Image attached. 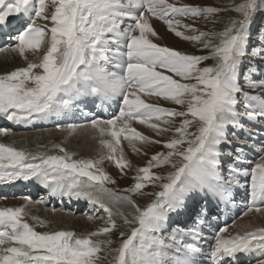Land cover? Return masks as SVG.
<instances>
[{"label":"snow or ice","instance_id":"obj_1","mask_svg":"<svg viewBox=\"0 0 264 264\" xmlns=\"http://www.w3.org/2000/svg\"><path fill=\"white\" fill-rule=\"evenodd\" d=\"M233 10L240 17L230 19L223 31L205 32L176 17L208 18L226 9L169 0H0V30L10 27V20H23L13 42L0 46V52H16L27 61L24 67L0 74V117L29 125L66 116L84 103L82 98H90L94 108L118 106V114L109 119L88 120L102 137L110 136L100 141L107 154L96 160L74 158L75 153L60 145H53L58 154H48L0 142V184L35 181L51 197L84 200L108 217L104 227L83 236L37 231L25 219L33 203L25 196L22 206L0 207V264H98L102 246L112 241L94 237L118 228L105 200L112 193L106 183L115 181L101 167L103 161L112 160L123 172L131 164L120 147L122 138L134 151H139L138 142L161 143L133 128L132 121L159 133L174 128L177 135L165 142L166 153L157 152L137 170L136 183L126 189L136 193L148 182L166 179L156 199L141 209L131 196L115 197L135 208L137 214L132 220L125 217V224L138 227L131 228L118 248L110 249L115 252L111 264H205L204 256L210 264H234L240 254L264 264V227L231 234L224 226L206 237L199 230L206 216L202 207L193 226L170 228L191 202L207 197L231 202L233 189L244 190L248 211H261L258 202L264 204V135L259 131L264 130V92L244 90L264 89V79L253 80L254 73L240 71L249 51V29L258 11L264 10V0H242ZM150 17L163 20L177 36L211 48L210 55H190L154 43L150 37L157 33ZM181 27L198 34L185 35ZM213 38L219 43L213 44ZM45 45L38 60L28 59ZM210 58L214 65L200 67ZM143 95L162 97L186 110L149 103ZM177 117L182 118L179 126ZM161 122L168 127H161ZM193 125L196 131L190 132ZM66 127L73 131L80 125ZM8 131L0 128L2 134ZM236 132L245 133L244 138ZM223 147H232V154L225 156ZM173 156L182 160L172 164L175 170L166 178L151 171L172 163ZM32 219L43 224L38 217ZM199 241L207 245V252L197 246Z\"/></svg>","mask_w":264,"mask_h":264},{"label":"rangeland","instance_id":"obj_2","mask_svg":"<svg viewBox=\"0 0 264 264\" xmlns=\"http://www.w3.org/2000/svg\"><path fill=\"white\" fill-rule=\"evenodd\" d=\"M241 2L242 0H169V3H176L177 5L190 4L194 6H214L226 9V11H222L220 13L215 14L214 17L208 18L176 17L177 19H181L183 23L193 24L196 29L205 32H221L229 23L230 19L239 18L240 14L233 10V6L234 4H238ZM38 22L44 23V21L42 20ZM149 22L157 33V36L150 37L154 43L160 44L162 46L171 47L173 49L190 55H210L212 51L211 48H205L203 46V43L201 42L185 40L182 37L177 36L168 28L167 24L158 17H150ZM22 24L23 20L21 19L10 20L11 30L9 32H2V30H0V46H6L12 43L13 41L11 38L18 33V30L21 29ZM179 30L184 31L185 35L198 34L193 33L191 30L184 29L183 27H181ZM249 32V51L243 58L240 71L242 74L245 75L248 73H254L252 79L259 81L261 79H264V53L261 52V49L264 48V10L258 11L256 16L254 17V21L249 29ZM212 42L213 44H217L219 43V40L213 38ZM46 48L47 45H45L44 48H42L37 53V55L33 57V60H38L40 56L44 54ZM253 49L255 50V52L252 51ZM2 53H7V55H5V58L3 59L0 58V74L12 71L17 67H24L27 65V61H25L23 57H21L18 53H11V51H6ZM256 53H260V55H256ZM214 64L215 60L210 58L206 61H202L200 67L212 66ZM167 74L173 75L170 72ZM174 78L180 79L177 76H174ZM244 90L248 91L251 94H258L264 92V89L260 88L245 87ZM142 98L146 99V101L149 103H158L163 107L176 108L177 110H186V106L176 105L174 102L165 100L162 97H149L147 95H143ZM84 100H86V98H84ZM97 104H99V101H97ZM85 105L86 107L84 108V110H79L78 116H76L75 119L76 121L72 122L80 125V127L76 128L73 131H69L66 127L69 122H56L54 124H50L48 127H44V125L47 123H42V126L36 125L33 128H28L27 130H25V132L31 134L32 136L36 133H40L39 136L33 137V143L25 142L17 145L16 143H8L10 137H12L13 134L11 133L12 130H9V128H7L9 130L7 134L0 133V142L14 145L17 148H25L33 153L38 151H44L48 154H58L59 150L57 148H54L53 145H60L67 149L69 152L75 153L76 156L74 158H85L94 160L99 159L101 156L106 155L108 152L107 147L102 145L100 141L102 138L109 139L110 136L102 137L98 130L93 129L90 125H84L88 124L89 122L88 120H82L84 119L82 118V115L84 114L83 112L87 114L92 113L94 115L100 116V118L102 119H109L113 115L118 114V106L112 104L111 107L104 105L102 108H94L91 103H86ZM98 113L100 115H98ZM181 119L182 118L179 117L175 118L176 126H179ZM39 122L40 121H36L33 124H37ZM7 123L10 124V121H8L6 118L0 117V128H4ZM137 123L139 122L137 121ZM57 125L60 126L58 127ZM137 125L138 126L135 127V125L132 124V127L144 133L145 135L150 136L152 140H160L161 143L145 144L143 142H138L136 144V148H138L139 151H133V149L130 148V144L126 143L127 140L122 138L120 147L123 148L124 156L131 164V167H125L123 172H121V170L112 160L105 159L103 161L101 167L115 181L114 183H106V187L112 189V193L110 195H105V200L106 202H108L109 206L113 210V213L115 214L114 219L116 220L118 228L113 229L110 234H105L100 237H94V239H110L112 241L111 245L102 246L101 252L98 253V256L100 258L98 260V264H111V261L115 256V252L110 251V249L118 248L120 243L122 242V239L126 238V236L130 234L131 228L138 227V224L136 223L125 224V217H127L129 220H132L133 216L137 214L135 208L125 201L115 199V197L131 196L132 200L135 201V204L138 205L141 209H144L154 199H156L155 193L161 191V185L167 182L166 179L156 180L155 182H148L140 192L129 193L126 191V189L131 188L136 183L134 177L137 174V170L139 168L147 166L148 161L157 152L166 153L167 149L164 146L165 142L173 136L177 135L174 131V128L166 133H159L144 124L139 123ZM161 127H168V125H165L161 122ZM246 127L251 128L252 125L247 124ZM189 131L195 132V125H193V127L190 128ZM259 131H261L262 135H264V130ZM236 135L243 139L245 133L236 132ZM182 147L186 149L188 147L187 142H185ZM222 151L225 156H229L232 154L233 149L232 147H223ZM249 159H251V156L249 157ZM181 160V157L173 156L172 163L161 164L160 166L151 169V171L159 176L166 178L170 172L175 170L172 164L175 163L179 165ZM244 166L250 167V165L248 164H245ZM25 184L27 188L26 194L24 193L26 192V188L24 187ZM14 185H19L20 187L17 189H11L10 191H8V193H2L0 195V200L24 199L25 195H29L32 201H34L32 204L43 206L46 209L53 208L52 202H54V199L52 197L49 198L45 195L48 189L42 188V186H37L35 181H21L20 183L19 181H17L13 184V186ZM243 193V189H233L234 198L231 202L217 201L214 197H207L204 199H198L195 202H191V206L189 207L188 212L186 214H181L178 217H174L173 222L170 224V228H175L179 226L182 229H186L193 226L197 219V215L199 214L200 209L202 207L205 209L206 216L203 217L205 223L204 225L199 226V230L201 231V234L206 237L211 236L215 231L224 226L228 227V231L231 234H235V232L242 233L244 231H252L257 228L264 227V204H260L258 202L257 206L261 208V211L256 212L255 207H253L252 211H248L249 201L244 198ZM64 199L65 203H62V205L60 203H58L56 206L54 205L56 210L58 209L61 212L63 211V213L70 212L75 217H78V219L83 217L84 219H86V222L89 223V229L86 230L85 228H83V225L72 226V229H69L63 224L62 227H58V231H72L79 236H83L87 235L88 233L97 231L99 228L105 226L108 217L107 214L102 210L98 211L95 206L85 202L84 200L79 201L82 205L77 208V203L68 202L66 198ZM37 201L40 202L37 203ZM51 210L55 211V209ZM28 218L29 216L25 217V219L30 224L35 226L37 231L51 232L56 227L51 220H47L48 225L44 227L43 225L37 223V221L33 223V219L28 220ZM246 221H254L255 224H251L249 229H245L244 227L241 229V227L244 226V223ZM93 223H95L96 225H92ZM121 231L125 233L124 237H121ZM185 242L192 241L190 239H186ZM196 243L197 246L204 247L205 252H207V245H205L203 241H199ZM202 260L205 262V264H210V261H208L207 256L202 257ZM236 264H255V258L247 256L246 259L243 258Z\"/></svg>","mask_w":264,"mask_h":264},{"label":"bare ground","instance_id":"obj_3","mask_svg":"<svg viewBox=\"0 0 264 264\" xmlns=\"http://www.w3.org/2000/svg\"><path fill=\"white\" fill-rule=\"evenodd\" d=\"M11 29L10 27L5 28L4 30H2V32H9ZM10 52V51H9ZM12 53V52H11ZM14 53V52H13ZM16 53V52H15ZM0 58L3 59L5 58V55H7V53H2L0 52ZM33 55L31 53L28 54V59L29 60H33ZM1 73V72H0ZM84 100V98H82ZM90 98H86V100H84V103L78 104L76 107L77 108H73L71 111H69L66 116H54V117H50L49 119L46 120H41L39 123L37 124H29V125H23V124H19L13 121H10V124L7 123L6 126L4 128H9V130H12L11 133L13 134L12 137H10V140L8 141V143H13V144H21V143H25V142H29V143H33L34 138L33 137H37L39 136L40 133H36L33 136L31 134H28L27 132H25V130H27L28 128H33L34 126H42V123H47L44 125V127H48L50 124H54L56 122H69L68 124L76 121V116H78V112L79 110H84V108L86 107V103H90L89 102ZM100 112V111H99ZM84 114L81 116L82 120H89V118L91 116H97L94 114H87L85 112H83ZM98 115H100L98 113ZM135 125V127H137L139 123H137V121H132L131 122V126ZM84 125H90V123L88 124H84ZM21 131V132H19ZM24 131V132H23ZM45 132V131H42ZM7 143V144H8ZM126 143L129 144V142L127 141ZM130 148H132V146L130 145ZM134 151V150H133ZM21 181H19L20 183ZM36 185L41 187V185H39L36 182ZM19 185H6V184H0V195L2 193H8V191H10L11 189H17L19 188ZM26 188V184L24 186ZM42 188H44L42 186ZM26 192H24L25 194L27 193V188L25 190ZM45 195L49 198H51V196L49 195V190H47V193H45ZM27 196V195H25ZM24 196V197H25ZM29 196V195H28ZM23 198V197H21ZM54 199V202H52V207L50 209H46L43 206L37 205V204H29L27 206V212L29 213V218L28 220H31L32 217H38L41 221H43V225L44 227H46L47 224V220H51L54 224H55V228L53 229V231L55 230H59L58 227H62L63 224L65 226H67V228L72 229V226H78V225H83V228H85L86 230L89 229V223L86 222V219H84L83 217H81L80 219H78V217H75L73 214L69 213H63V211H59L58 209L56 210L55 206L60 203L62 205V203H65V199H67L68 202H75L77 203V208L80 207L82 200H76V199H69L67 197L64 198H60V197H52ZM34 202V201H33ZM26 203V201L24 199H17V200H13V199H2L0 200V207H18V206H22ZM55 205V206H54ZM191 206V204H190ZM66 207V205H65ZM76 207V206H75ZM74 207V208H75ZM51 209H55V211L51 210ZM98 211H100L98 209ZM257 212V211H256ZM254 220V219H253ZM36 220L33 219V223H35ZM86 222V223H85ZM38 223V222H37ZM40 224V223H39ZM251 224H255L254 221H246L244 223V226L241 227V229L244 227L245 229H249ZM92 225H96L95 223H93ZM37 226V225H36ZM98 227V226H97ZM240 228V227H239ZM237 230V229H236ZM236 233V232H235ZM247 255H239L235 261L234 264H236L238 261H240L241 259L245 258L246 259ZM250 259V258H247Z\"/></svg>","mask_w":264,"mask_h":264}]
</instances>
